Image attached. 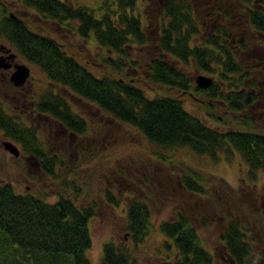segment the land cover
<instances>
[{
    "label": "trees",
    "instance_id": "16d2710c",
    "mask_svg": "<svg viewBox=\"0 0 264 264\" xmlns=\"http://www.w3.org/2000/svg\"><path fill=\"white\" fill-rule=\"evenodd\" d=\"M15 1L44 21L55 22L86 40L91 38L102 50L101 57L99 53L97 57L108 73L98 75L66 52L57 40L30 28L24 17L11 15L0 0V39L36 65L48 80L35 111L62 124L73 138L85 135L89 127L63 91L104 112L110 119H106L108 123L134 129L146 142L144 149L156 160L170 164L182 160L181 182L190 191L205 193V184L212 183L211 178L227 185L216 174H204L199 167L179 159L180 148L215 160L220 154L227 158L230 154L225 152L235 150L250 174L264 172V125L253 110L258 104V91L262 90L254 68L247 65L245 46L234 50L230 41L238 33L232 29L234 25H242L250 38L239 44L247 46L245 41H254L264 48V0H157L159 10L152 18L155 27L139 6L142 2L144 8L151 0H97L93 5H75L68 0ZM213 11L221 15L219 24L203 28V16ZM204 33L206 38L201 36ZM147 44L156 46L158 55L146 54L142 47ZM187 67L189 72L185 71ZM131 69H144L153 84L198 95L205 102V116L186 109L177 96L148 95L129 74ZM192 69L212 77V84L199 88ZM204 117L217 125L208 124ZM22 123L20 115L12 116L0 102V129L4 135L20 145L21 152L33 157L40 172L60 177L61 181L50 187L55 190L54 201L46 192L17 193L9 182L0 184V264H94L89 256V222L97 213L96 200L87 201L82 187L61 175L64 156L45 148L36 129ZM104 191L106 200H114L111 202L117 205L114 190ZM148 201V196L137 195L128 203L126 232L134 245L128 239L105 242L100 264H136L139 242L153 228ZM158 228L164 235L165 250L172 257L171 264L216 263L188 216L179 210L171 219L161 221ZM221 240L225 249L222 264H264V252L251 258L252 243L240 221L230 222Z\"/></svg>",
    "mask_w": 264,
    "mask_h": 264
},
{
    "label": "rangeland",
    "instance_id": "374dc122",
    "mask_svg": "<svg viewBox=\"0 0 264 264\" xmlns=\"http://www.w3.org/2000/svg\"><path fill=\"white\" fill-rule=\"evenodd\" d=\"M2 1L5 2L10 14L24 17L30 28L57 40L63 45L66 52L87 65L93 73L98 75L108 73L107 68L97 57L98 53L101 57L102 50L94 40L91 38L86 40L55 22L50 23L42 20L39 15L30 13L22 6L17 5L15 0ZM68 1L75 5L81 3L93 5L97 2V0ZM156 1L151 0L149 4H145L144 8H142L143 3H139L141 9L146 11V19L149 18L151 27L154 26L152 18L159 10ZM257 2L262 3L263 1L257 0ZM219 15L213 11L209 15L203 16L202 21L206 23L205 27L214 23L219 24L218 17H221ZM233 22L235 23L234 20ZM228 24L230 23L225 25ZM234 26L235 28L232 29L238 33L230 40L234 45L231 48L236 50L245 46L244 54H247V65L254 68L255 80L262 90L258 91L255 88L260 96L258 104L253 110L254 113L255 111L259 113L261 126H263L264 110L261 106H264V48L251 40L249 44L245 41L247 46L239 44L243 39L249 40L250 35L242 30V25L237 27L235 24ZM151 27L148 25V29ZM230 31L232 32L231 28ZM251 32L249 31V33ZM204 35L206 38L205 33L201 34L202 37ZM0 43L7 42L0 39ZM142 49L153 57L159 53L158 48L151 44L143 46ZM21 59L23 62L27 61L23 57ZM188 68L185 69L186 72L190 71ZM143 71L145 70L141 69L135 72L131 69L129 74L135 76V83L140 85L148 95L177 96L183 101L186 109L205 116V102L198 95L184 94L153 84L147 80V72ZM193 73L195 78L199 74H203L195 70ZM120 76L123 77L124 73H120ZM31 80L32 90L26 100L36 99L37 95L48 86L46 76L34 64L31 67ZM12 94L18 96V91L11 88L8 80H3L0 77V102L4 110L12 116L20 115V122H23L24 126L36 129V134L44 143L45 148L62 154L65 162L64 168L60 170L62 171L61 175L75 180L82 187L84 198L89 199L87 200L89 202L91 199H95L98 204L97 213L89 222L92 239L89 256L94 264H100L102 247L107 241L119 242L128 239V243L131 246L134 245L132 238L126 232L128 221L126 213L128 203L137 195L148 196L153 228L139 242L135 251L136 264H171L172 257L165 250L167 248L163 245L164 235L160 232L158 225L163 220L171 219L178 210L188 216L190 223L197 230L200 242L213 254L215 264L223 263L225 249L221 235L226 226L234 220L242 223L248 240L252 243L251 258H256L257 254L264 252V223L262 221L264 172L256 171V176L253 173L250 174L248 165L237 151L233 150V153L227 151L225 153L230 154L227 158L225 154H220L219 158L215 160L208 155L197 156L187 147L178 150L177 157L179 159L199 167L204 171V174H216L223 178L227 185L222 186L218 180L211 178L212 183L205 184V193H196L188 190L181 182L180 166L182 164L180 162L182 160L172 164L156 160L144 149L146 142L134 129L122 123H108L110 119L105 118L104 112L95 109L70 92L63 91V94L66 95L71 107L87 119L89 127L88 132L79 138H70L69 131L65 133L60 131L52 121L37 116L36 111L30 115L29 102L27 101L24 107L16 102L14 97L11 98ZM205 122L213 126L217 125L209 118H205ZM4 141H11L20 148V145L18 146L10 137L5 136L0 129V184L9 182L17 193L46 192L51 195L49 200L54 201L55 190H51L50 187L59 185L60 177L40 172L33 159L28 158L30 156L28 153L20 151L18 156L9 153L4 148ZM75 171L77 174H73ZM106 188H111L116 193L117 205L111 202L114 200H106L104 196ZM70 191L71 189H69Z\"/></svg>",
    "mask_w": 264,
    "mask_h": 264
},
{
    "label": "flooded vegetation",
    "instance_id": "af4514ba",
    "mask_svg": "<svg viewBox=\"0 0 264 264\" xmlns=\"http://www.w3.org/2000/svg\"><path fill=\"white\" fill-rule=\"evenodd\" d=\"M204 28H205V26H204ZM21 58L22 57L19 55V53L16 51V49L14 47H12L10 44L0 43V77H2L3 80H8L10 85H11V88L18 91V96L15 94L14 95L12 94L11 98L14 97L15 101L19 102L23 106L25 105V103L27 101L29 102V105L31 106L29 113L31 115V113L35 112V106H36V103H37L38 98H39L41 93H39L37 95L36 99L26 100V97L30 94V91L32 90V80H31L32 64L30 62L27 63V61L23 62ZM22 64L29 68V76L22 84H17L15 82V80H12V76L14 75L15 72L20 70V66ZM36 114L39 117L42 116L43 118H46V119L52 121L54 124L57 125V127L60 129V131H63L64 133L68 131L67 129H65L62 126V124L58 123L57 121H54L49 116L39 114V112H36ZM69 135H70V138H73L71 133H69ZM18 149H19V151H21V147ZM28 158L31 159L33 157L30 155Z\"/></svg>",
    "mask_w": 264,
    "mask_h": 264
},
{
    "label": "water",
    "instance_id": "95a60500",
    "mask_svg": "<svg viewBox=\"0 0 264 264\" xmlns=\"http://www.w3.org/2000/svg\"><path fill=\"white\" fill-rule=\"evenodd\" d=\"M13 15V14H11ZM29 76V68L25 65L20 66V70L14 73L12 80H15L17 84H22ZM195 82L199 88H207L213 82V78L204 74H199L195 78ZM4 148L14 156H18L20 151L18 147L11 141H4Z\"/></svg>",
    "mask_w": 264,
    "mask_h": 264
},
{
    "label": "bare ground",
    "instance_id": "6f19581e",
    "mask_svg": "<svg viewBox=\"0 0 264 264\" xmlns=\"http://www.w3.org/2000/svg\"><path fill=\"white\" fill-rule=\"evenodd\" d=\"M145 7V6H144ZM97 110H99V109H97Z\"/></svg>",
    "mask_w": 264,
    "mask_h": 264
}]
</instances>
